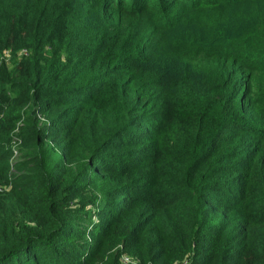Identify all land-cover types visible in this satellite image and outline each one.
Returning <instances> with one entry per match:
<instances>
[{"label": "trees", "instance_id": "obj_1", "mask_svg": "<svg viewBox=\"0 0 264 264\" xmlns=\"http://www.w3.org/2000/svg\"><path fill=\"white\" fill-rule=\"evenodd\" d=\"M15 44L0 264H264V0H0Z\"/></svg>", "mask_w": 264, "mask_h": 264}, {"label": "rangeland", "instance_id": "obj_2", "mask_svg": "<svg viewBox=\"0 0 264 264\" xmlns=\"http://www.w3.org/2000/svg\"><path fill=\"white\" fill-rule=\"evenodd\" d=\"M21 49L28 50V47H26L23 44H18V45L15 44V45H9L5 49L0 51V65L4 64L7 70L10 71L12 67L14 66V63L18 61L19 59H21L22 57H24V55H21L19 53ZM0 88H4L6 91L8 90V87L6 85L0 84ZM17 156L15 158H17Z\"/></svg>", "mask_w": 264, "mask_h": 264}, {"label": "built area", "instance_id": "obj_3", "mask_svg": "<svg viewBox=\"0 0 264 264\" xmlns=\"http://www.w3.org/2000/svg\"><path fill=\"white\" fill-rule=\"evenodd\" d=\"M19 53H20L21 55H24V56H25V55H27L29 52H28V50H26V49H21V50L19 51ZM120 260H121V263H122V264H135V263H136V259H134V258H132V257L126 255V254H122L121 257H120Z\"/></svg>", "mask_w": 264, "mask_h": 264}]
</instances>
